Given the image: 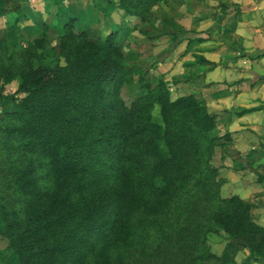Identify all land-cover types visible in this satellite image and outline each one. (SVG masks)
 I'll list each match as a JSON object with an SVG mask.
<instances>
[{"label": "trees", "instance_id": "obj_1", "mask_svg": "<svg viewBox=\"0 0 264 264\" xmlns=\"http://www.w3.org/2000/svg\"><path fill=\"white\" fill-rule=\"evenodd\" d=\"M157 2L112 5L145 19ZM77 20L61 28L64 64L54 67L36 65L45 36L25 45L14 23L0 41V77L24 93L0 118V226L17 263L207 264L215 227L264 258L252 205L223 197L209 163L217 115L195 93L174 98L165 80L128 66L116 32L93 40ZM135 75L142 92L127 104L120 91Z\"/></svg>", "mask_w": 264, "mask_h": 264}, {"label": "rangeland", "instance_id": "obj_2", "mask_svg": "<svg viewBox=\"0 0 264 264\" xmlns=\"http://www.w3.org/2000/svg\"><path fill=\"white\" fill-rule=\"evenodd\" d=\"M112 3L117 0H3L0 41L7 38L14 23L24 33L25 45L45 36L36 65L54 67L64 64L58 43L61 28L71 16L78 19L75 31H85L90 39L101 41L116 32V44L125 63L147 72L153 84L165 80L174 98L195 93L200 103L218 117V127L212 134L221 136L218 146H228L232 135L227 122L237 118L234 113L245 107L264 106V43L259 35L260 21H254L256 14L243 5V0H158L142 19L113 9ZM44 24L48 26L46 31ZM1 56L0 48V65ZM201 56L207 61L199 60ZM18 87V79L6 83L0 77V118L12 107L13 96L24 95L17 92ZM141 92L139 76L135 75L120 94L130 104ZM159 111L156 106V118ZM240 130L244 132V128ZM214 155L211 165L216 163ZM3 230L0 226V264H18ZM207 247L216 256L207 264L251 259L241 239L229 237L218 227L208 234ZM260 261L264 263V258Z\"/></svg>", "mask_w": 264, "mask_h": 264}, {"label": "crops", "instance_id": "obj_3", "mask_svg": "<svg viewBox=\"0 0 264 264\" xmlns=\"http://www.w3.org/2000/svg\"><path fill=\"white\" fill-rule=\"evenodd\" d=\"M243 1V5H248L247 9L256 14L254 21H260L259 35L264 43V0ZM262 59L264 61V54ZM250 122H255V125L249 124ZM227 127L232 141L226 147L218 146L213 159L216 161L214 165L219 168L220 177L225 180L221 194L223 197L239 195L250 203L253 219L264 226V109L230 120ZM249 127L253 129L246 130ZM240 128H244V132ZM245 250L250 254L246 247ZM235 262L264 264L260 260L241 262L235 259Z\"/></svg>", "mask_w": 264, "mask_h": 264}]
</instances>
